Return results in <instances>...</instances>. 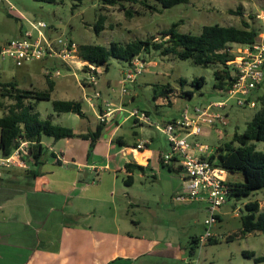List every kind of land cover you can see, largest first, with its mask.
I'll use <instances>...</instances> for the list:
<instances>
[{
    "label": "rangeland",
    "instance_id": "374dc122",
    "mask_svg": "<svg viewBox=\"0 0 264 264\" xmlns=\"http://www.w3.org/2000/svg\"><path fill=\"white\" fill-rule=\"evenodd\" d=\"M147 1L154 2V0ZM73 4L72 0H63L56 5L34 0H0V45L17 37L20 24L26 26L20 21V16L45 22L48 26L47 34L50 27H54L56 32L51 35L52 37L50 36L51 38H69L77 46L90 44L108 48L111 42L125 44L135 39L143 40L151 37L159 39L161 38L159 33L169 29L174 23H179L180 32L192 35H197L203 25L238 27L240 17L229 15L227 12L237 6H241L244 19L257 27L261 20L255 16L263 14L264 8V0H188L187 3L162 9L160 12L148 11L140 16L127 17L118 6L103 5L101 0H83L76 7H73ZM135 9L139 10V6L135 5ZM100 13L104 16V29L97 34L93 28ZM237 47L239 46L231 45V52L233 53ZM139 58L145 60L144 69L142 73L136 75L134 83L127 82L125 86L122 85V78L123 73L129 70V66L125 61L112 57L100 66L98 82L89 89L82 88L81 84L85 78L83 72L77 71L75 74L72 70L60 66L61 63L58 61H39L17 66L13 61L0 57V82L15 81L19 87L33 86L37 90H44L47 87V80H50L44 75V70L57 64L55 69L60 70V77L50 81H54L56 85L66 79L69 81L71 90L66 97L68 100L81 102L85 119L73 113H55L50 100L33 102V110L39 114L41 120H49L53 124L81 132L94 129L96 123L95 113L90 103L86 101V95L90 96L94 91H98L101 98L92 99V104L100 99H111L115 103L121 101L124 102L122 108L130 112L133 109L147 112L152 121L160 123L178 117L186 106H205L210 102L226 99L224 94L212 89L213 71L219 69L218 66H198L190 61L160 57L155 53ZM198 77H202L204 82L202 86L195 88L191 82ZM180 80H183L184 84H181ZM165 85H169L174 92L168 98L160 96L155 98V90L159 92ZM123 87L126 89L125 93L121 92ZM185 91H191L192 97L181 96ZM255 92L258 95L264 93V76ZM53 95L54 100L60 97V94ZM131 95L135 96L134 100L128 103ZM6 103L7 100L0 98V117L3 115V110H6ZM255 111V106L251 108L244 105L236 106L234 100L229 99L221 110L226 116V124L216 123L210 128L204 127L201 135L190 137L188 140L213 151L228 142L233 132L240 134ZM122 130L130 144L141 136L153 139L152 157L148 167L144 173L135 172L133 185L126 187L135 197L138 195L146 197L150 202L151 210L157 214L159 220L157 230L148 231V235L156 233L155 237L160 240L167 239L168 242L171 241L181 247V260L145 257L151 264H264L254 263L241 255L243 251H251L255 256L264 255V233L252 232L241 235L239 220V216L243 213V205L249 201L256 200L259 209H264V189L253 192L239 201L227 199L217 212L218 222L211 227V235L215 243L197 245L193 249V255H189L190 239L200 237L204 232L203 221L207 217L205 205L189 201L178 203L170 198L176 188L179 174L168 171L160 165V151L169 150V143L163 134L148 125L133 126V118L125 122ZM76 138L65 139L62 142H76L77 148L79 145L84 146L85 142ZM43 140L48 143V140L54 139L43 137ZM254 144L256 150L263 151L262 143ZM92 152L88 158L91 157ZM232 176L227 174V178H233ZM121 178L124 179L123 176ZM234 179L242 180L239 175ZM136 233H139V229H136ZM228 237L231 239L226 240ZM145 258L135 264H143L141 262L146 260Z\"/></svg>",
    "mask_w": 264,
    "mask_h": 264
},
{
    "label": "crops",
    "instance_id": "0c3cea01",
    "mask_svg": "<svg viewBox=\"0 0 264 264\" xmlns=\"http://www.w3.org/2000/svg\"><path fill=\"white\" fill-rule=\"evenodd\" d=\"M25 28L20 24L17 37ZM47 32L51 36L56 29L51 26ZM70 85L67 79L54 82L52 95L60 94L55 100H68ZM105 103L110 104L112 114L90 158L86 140L77 148L76 142L46 143L42 138V162L27 168L36 172L35 177L25 176L20 168H0V264H135L145 257L181 260L180 245L160 240L156 233L148 235L157 230V214L148 199L132 195L118 175L126 163L144 165L147 156L150 162L153 139L141 136L128 143L122 128L131 119L130 111L122 108L124 102L111 99L89 104L96 116L94 128L100 122L98 116L107 111ZM141 125L133 120V126ZM141 140L150 144L135 150ZM164 152L160 151L159 158ZM169 166L179 174L170 196L173 200L181 193L182 174L177 164ZM232 177L227 180L237 181ZM147 258L141 263L151 264Z\"/></svg>",
    "mask_w": 264,
    "mask_h": 264
},
{
    "label": "trees",
    "instance_id": "16d2710c",
    "mask_svg": "<svg viewBox=\"0 0 264 264\" xmlns=\"http://www.w3.org/2000/svg\"><path fill=\"white\" fill-rule=\"evenodd\" d=\"M45 4H60L63 0H34ZM83 0H72L73 7L82 3ZM103 5L118 6V9L127 17L140 16L145 12H160L162 9L172 8L188 0H101ZM128 5V6H126ZM139 6V10L135 9ZM102 9V8H101ZM229 15L240 17L239 26L203 25L197 35L182 33L178 30L179 23H174L167 30L161 31V38L151 37L146 39H135L128 43L111 42L108 48L99 45H78V56L82 61L103 66L107 59L112 57L125 61L128 65L140 56L157 54L160 57H172L181 61H190L198 66H218L213 71L212 89L222 93L227 90L234 81L233 68L228 62L233 60L234 54L230 50L231 45L250 46L259 40L262 30L261 23L255 27L248 23L241 12V6L234 10H227ZM264 14V8L262 10ZM254 19V18H253ZM104 16L100 13L94 25V31L99 34L104 28ZM2 45H0L1 49ZM143 61L144 58H142ZM58 65L54 64L52 68ZM60 66L68 68L61 64ZM203 78L193 79L191 85L199 88L203 85ZM184 84L183 80H180ZM47 88L37 90L35 87H19L15 81L0 82V98L7 100L6 110L0 117V152L3 156H9L21 142L28 143L29 153L25 161L30 167H38L42 162L44 147L41 145L43 137L52 138L55 141L66 138H80L89 142L88 157L94 149L104 129L105 123L98 122L93 130L76 134L72 129L53 124L49 120H41L39 114L33 110V102L50 100L53 111L57 114L73 113L85 118L82 112L81 102L76 100H54L52 92L54 82L47 80ZM255 90L249 96L256 107L255 113L240 134L233 132L230 140L216 147L205 160L214 167L220 168L233 176H240L242 180H226V200L232 198L239 201L251 193L264 189V93L258 95ZM173 89L169 85L162 86L161 90H155V98H168ZM193 93L185 91L181 96L191 98ZM6 102V101H5ZM2 111V110H1ZM147 113V112H146ZM148 114V113H147ZM254 143H262L263 151L255 149ZM117 144V140L113 142ZM122 146V145H120ZM136 146V145H135ZM134 146V147H135ZM144 165L136 162L126 163L118 175L123 176V183L130 187L134 183V173H143L149 165V156L143 158ZM162 167L168 171L175 172L169 166L161 162ZM27 177H35L34 170L25 169ZM219 218L217 217V221ZM240 234L246 235L252 232L264 233V209H259L256 200L249 201L243 205V213L239 216ZM228 237L226 240H230ZM198 237L190 239L189 255H193V249L197 246ZM213 244L210 238L206 242ZM241 255L251 259L254 263H264V255L255 256L251 251H243Z\"/></svg>",
    "mask_w": 264,
    "mask_h": 264
},
{
    "label": "built area",
    "instance_id": "2783aa9c",
    "mask_svg": "<svg viewBox=\"0 0 264 264\" xmlns=\"http://www.w3.org/2000/svg\"><path fill=\"white\" fill-rule=\"evenodd\" d=\"M255 17L261 20V38L250 46H239L233 52V60L228 64L233 68L234 81L222 92L226 96L224 101L210 102L205 106H186L177 119L162 123L152 121L146 112L138 109L130 112V117L136 124L154 128L163 134L169 143V150L160 155V160L165 165L177 164L183 173L182 191L175 195L173 200L178 203L189 201L205 205L207 217L203 221L204 232L198 237L199 246L212 238L211 227L218 222L217 212L226 202L227 174L205 160L212 150L196 142L191 143L188 139L201 135L204 127L210 128L216 123L226 124V116L221 110L226 106L227 100L233 99L236 106L244 105L249 108L254 106L249 96L264 76V14ZM19 18L27 27L21 31L19 37L2 45L0 49L2 59H9L17 66L39 61H58L75 74L77 71L83 72L85 78L81 85L84 87H94L97 84L100 67L82 61L78 56V46L71 39L51 38L46 33L48 26L45 22L29 20L23 16ZM128 66L129 70L123 73L122 85L135 82L136 75L142 73L144 69L145 61L136 57ZM60 73V70L55 68L44 70V75L50 80L60 77ZM125 91L123 87L121 92ZM94 98H101V94L94 91L92 95H86V101L90 104ZM105 107L107 111L98 116V120L103 123H106L112 114L110 104L105 103ZM149 144L150 140H141L134 148L138 151L143 150ZM28 153V143L21 142L9 156L0 155V168L27 169L28 163L24 158Z\"/></svg>",
    "mask_w": 264,
    "mask_h": 264
}]
</instances>
